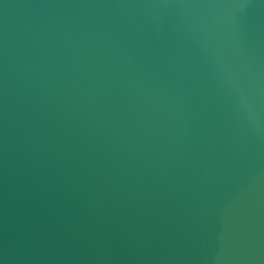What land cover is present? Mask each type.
Instances as JSON below:
<instances>
[{
	"label": "water",
	"instance_id": "95a60500",
	"mask_svg": "<svg viewBox=\"0 0 264 264\" xmlns=\"http://www.w3.org/2000/svg\"><path fill=\"white\" fill-rule=\"evenodd\" d=\"M0 264H264V0H0Z\"/></svg>",
	"mask_w": 264,
	"mask_h": 264
}]
</instances>
